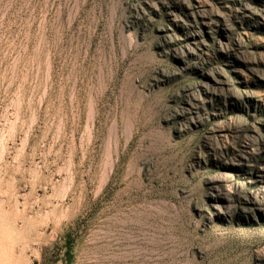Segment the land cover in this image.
I'll return each mask as SVG.
<instances>
[{
  "label": "rangeland",
  "instance_id": "374dc122",
  "mask_svg": "<svg viewBox=\"0 0 264 264\" xmlns=\"http://www.w3.org/2000/svg\"><path fill=\"white\" fill-rule=\"evenodd\" d=\"M263 189L264 0H0V264H264Z\"/></svg>",
  "mask_w": 264,
  "mask_h": 264
},
{
  "label": "bare ground",
  "instance_id": "6f19581e",
  "mask_svg": "<svg viewBox=\"0 0 264 264\" xmlns=\"http://www.w3.org/2000/svg\"><path fill=\"white\" fill-rule=\"evenodd\" d=\"M264 190V189H263ZM218 208V207H217ZM215 209V208H214ZM217 211V210H216ZM2 260V259H1Z\"/></svg>",
  "mask_w": 264,
  "mask_h": 264
}]
</instances>
